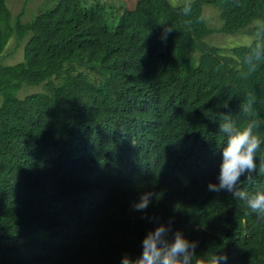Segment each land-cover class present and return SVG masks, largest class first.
I'll return each instance as SVG.
<instances>
[{"label": "trees", "instance_id": "1", "mask_svg": "<svg viewBox=\"0 0 264 264\" xmlns=\"http://www.w3.org/2000/svg\"><path fill=\"white\" fill-rule=\"evenodd\" d=\"M31 1L14 17L8 1L0 0V55L12 41L25 56L24 61L15 56L13 62L21 61L16 65L0 66V82L16 90L25 83H47L48 93L29 95L20 104L9 97L7 106L22 113L24 134L43 123L45 128L57 127V136L63 139L68 120L81 114L79 106L115 91L108 105L114 111L112 117L119 118L117 124H109L114 138L102 163L112 173L103 191H94L90 197L99 194L113 202L121 194L124 206L75 212L64 203L47 205L46 184L51 180L37 175L33 198L13 209L8 205L16 198L0 204V264H121L122 258L110 255L108 248L136 247L137 257L153 225L169 219L189 240L198 241V254L221 248L228 264H245L247 253L264 245V221L246 215L250 212L247 206L242 211L231 193L207 190L212 180L218 183L220 168L215 170V163L225 143L217 106L229 100L232 113L239 111L233 89L240 66L233 59L229 69L215 74L198 95L196 86L203 80V69L227 53L206 41L201 43L213 32L206 27L204 8L219 7L224 34L234 35L251 32L255 21L264 20V0H255L250 8V0H193L190 16L182 15V5L173 6L168 0H140L133 9H124L117 25L108 22L106 8L100 4L82 8L81 0H59L48 10L51 0L29 7ZM231 5L239 15L228 16ZM126 12L130 16L123 15ZM163 24L176 28L166 41L161 39ZM121 31L126 40L122 48L116 38ZM110 43L118 48L113 50L117 56L112 61L81 64L88 53L106 49ZM82 44L86 54L61 50ZM149 46L156 47L157 58H144ZM192 50L201 53L198 65ZM56 80L58 85H54ZM186 85L191 88L185 89ZM239 86L244 91L254 87L264 97V65ZM70 103L77 106L70 108ZM259 107L264 116V100ZM0 116L8 113L0 112ZM259 132L264 137V123ZM41 134L35 133L32 139ZM263 158L264 143L257 152V163ZM243 179L244 190L264 191L258 186L264 181V170L258 168L252 184ZM114 185L117 189L107 196L109 186ZM146 191L156 193L152 204L145 213L134 211L133 202ZM144 223H148L146 230ZM257 264H264V247Z\"/></svg>", "mask_w": 264, "mask_h": 264}, {"label": "clouds", "instance_id": "2", "mask_svg": "<svg viewBox=\"0 0 264 264\" xmlns=\"http://www.w3.org/2000/svg\"><path fill=\"white\" fill-rule=\"evenodd\" d=\"M139 1L137 0L136 3L138 4ZM254 2L255 0H250L247 7L250 8L251 3ZM105 3L110 11H115L114 8L119 4L117 0H105ZM96 5L98 4L84 5L83 0H81L82 8L95 7ZM104 7L107 12V7ZM231 7L233 11L228 16L239 15L235 6L231 5ZM192 8L193 0H185L181 7L182 15L190 16ZM216 8L220 12V18L215 13L214 22L216 21L219 27H215L208 12L205 17L206 27L213 31L208 36L218 33L219 36L216 38L221 42L218 47L225 49L232 56L225 53L218 61L210 63L203 69V80L198 82L196 94L198 95L202 91L206 83L215 74L226 72L234 59L240 66L237 77L238 84L233 89V99L239 102V111L235 114L232 113L229 108V100L217 106L220 116L219 132L225 137V143L219 149L222 157L217 156L215 163V170L220 168L218 183H214L212 180L208 184L207 190L215 193L222 191L231 193L232 196L230 197L240 201L239 207L242 208V211L247 206L250 212L246 215L264 221V191L252 192L241 187V177L252 184L254 183V177L258 174V168L264 170V158L259 159V163H257V152L264 143V137L259 132L261 123H264V116L261 115L259 107L264 97H261L254 87L244 91L239 86L251 79L257 73V70L264 65V20L255 21L251 32L239 34L226 42L222 35L224 34L222 13L219 7L216 6ZM125 14L126 17L130 16V12L123 15ZM120 18L121 16H119L115 25L119 24ZM199 19L203 20V17ZM220 19L223 22L221 28ZM208 23L216 29L209 27ZM162 26L161 39L166 41L168 36L176 31V28L172 24H163ZM116 38L119 41L118 46L122 48L121 43L126 42L123 31ZM205 38L202 39L201 43L205 44ZM209 43L212 44V41ZM9 44L13 45L12 41H9L5 52L0 55L5 63L13 62L15 56L21 57L24 55L21 52L14 51V47L8 48ZM109 47L114 50L118 49L112 47L111 43ZM61 50L73 54L87 53L84 50V44L74 45L71 50ZM145 51L144 58L146 60L158 57L155 46H149ZM191 56L194 63L198 65L201 53L192 50ZM13 65L0 63V66L5 67ZM58 84L59 81L56 80L54 85ZM23 85L16 90L15 86H7L6 83L0 82V112L8 113L6 117L0 116V204L5 199L18 198V200L15 199L8 205L9 209H13L21 206L24 201L33 198L36 193L33 187L34 179L37 175H42L44 179L51 180V183L46 184L48 192L44 202L47 205L53 202L64 203L75 212L78 208L93 210V208L102 206L105 208L109 205L113 208L124 206L121 194L118 200L113 202H108L99 194L90 197L94 191H103L105 182L110 179L112 173L110 167L102 165V163L114 138L109 133V124H117L116 119L119 118L112 117L114 111L108 105V98L115 91H109L104 99L95 96L79 106L80 116L68 120L66 123L68 126L66 136L59 139L57 127L45 128L43 123H38L37 129H33L29 135L24 134L20 125V115L22 113L17 107L12 109L7 106L9 97L18 99L19 104L29 97L18 98L17 92L21 90ZM189 88H191L190 85L185 86V89ZM192 91L191 89V95ZM76 106V103L69 104L70 108ZM31 108V105H29V109ZM86 108L87 112L85 113ZM126 129V127H123V131ZM35 133L43 134L34 140L32 137ZM105 171H108V173ZM116 185L109 186L106 192L107 196L113 194L117 189ZM258 186L264 189V181ZM155 196L156 193L152 191L142 193L138 201L133 202V210L145 213ZM92 203H94L93 206ZM128 213H132V211L129 210ZM148 219L153 220V218ZM153 222L156 221L153 220ZM172 223L173 221L169 219L167 223L157 222L154 224V229L150 230L142 241V249L138 250L141 254L136 257L134 254L137 253L136 247L126 249L124 253L127 254L119 257L122 258L121 264H226L227 256L223 254L221 248L210 254L208 252L198 254V241L189 240L182 230L175 229ZM146 224L148 223L143 224L142 228L144 230L147 228ZM138 236H134V238H138ZM123 246L120 245L113 249L108 248V252L111 250L114 254L118 251L122 253ZM263 247L264 245H260L259 250L255 253H247L244 263L257 264V259ZM129 252L130 254H128Z\"/></svg>", "mask_w": 264, "mask_h": 264}, {"label": "rangeland", "instance_id": "3", "mask_svg": "<svg viewBox=\"0 0 264 264\" xmlns=\"http://www.w3.org/2000/svg\"><path fill=\"white\" fill-rule=\"evenodd\" d=\"M28 0H8V5L9 8L12 12V14L16 17L18 16L23 7H26V2ZM44 0H32L29 3V7H33L41 2H43ZM119 2V4L114 8L115 11H110L107 4L105 3V0H83L84 5H93V4H101L107 7V19L109 23H114L116 24L118 22L119 19V15L122 14V12L124 11L125 8L128 9H133L136 5V1L137 0H117ZM59 2V0H51V3L48 4V10L51 9L52 7H54L55 5H57V3ZM168 2L171 5H175V6H181L184 4L185 0H168ZM117 11V12H116ZM209 12V15L211 17V21L213 22V24L215 25L216 28H218V24L216 23V21L214 22V14L216 13L217 16L220 18V12L217 8L212 7V6H208L204 8V14L206 17V14ZM24 21H30L29 19H24ZM209 27L216 29L214 26L210 25L208 23ZM223 26V22L220 19V28ZM248 32L247 30L245 31H241L237 34L234 35H228V34H222L224 37V40L227 42L229 39L242 34ZM219 34L216 33L212 36H209L208 38L205 39L206 43H208L209 45H212L214 47H218L221 42L219 40H217L216 37H218ZM212 41V44H210L209 42ZM14 47L13 45L9 44L8 48ZM107 49V51H105ZM103 49V48H95L91 53H88L87 56H85L82 60H81V64H96V65H101L104 63H109L110 61H112L117 55L113 52L114 49H110V47ZM14 51L20 53L22 52V49L20 47H14ZM228 53V52H227ZM22 59L21 61L25 60V56L22 55L21 56ZM18 61V62H21ZM18 62H11V63H5L3 61V58L0 57V63L4 64V65H13L16 64ZM48 93V86L47 83L46 84H41V85H29V84H24L23 87L21 88V90L18 92L17 96L19 99H24L25 97L29 96V95H35V94H47ZM1 105V104H0ZM18 200V198L16 199Z\"/></svg>", "mask_w": 264, "mask_h": 264}]
</instances>
